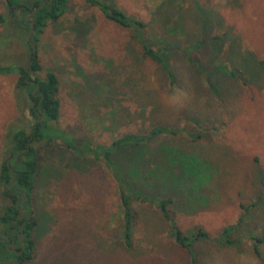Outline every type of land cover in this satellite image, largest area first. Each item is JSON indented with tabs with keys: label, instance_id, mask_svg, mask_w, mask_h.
<instances>
[{
	"label": "rangeland",
	"instance_id": "rangeland-1",
	"mask_svg": "<svg viewBox=\"0 0 264 264\" xmlns=\"http://www.w3.org/2000/svg\"><path fill=\"white\" fill-rule=\"evenodd\" d=\"M113 1L147 24L154 49L160 41L171 44L175 84L142 57L130 31L84 0H67L66 12L46 26L38 47L44 70L59 80V127L103 145L160 125L180 131L154 138L150 147H177L210 172L199 193L211 204L174 214L182 232L199 228L211 239L194 242L197 264H264V242L258 254L251 240L264 236V0ZM4 4L0 0V15ZM26 37L20 32L0 50V64H28ZM17 80L0 76V165L9 126L23 118L33 123L32 102L19 93ZM39 157L31 201L20 206L36 223L32 259L23 264H190L167 224L140 202L133 203L136 220L126 248L117 188L100 162L70 168L74 156L59 147ZM119 158L126 162L127 154ZM2 187L0 216L13 204ZM226 226H234L235 246L212 241ZM2 233L0 225L5 239Z\"/></svg>",
	"mask_w": 264,
	"mask_h": 264
},
{
	"label": "trees",
	"instance_id": "trees-1",
	"mask_svg": "<svg viewBox=\"0 0 264 264\" xmlns=\"http://www.w3.org/2000/svg\"><path fill=\"white\" fill-rule=\"evenodd\" d=\"M84 2L98 9L110 22L130 31L141 49L142 57L154 62L164 72L169 85L175 84V73L168 62V55L174 51L171 44L160 41L161 45L154 49L144 33L147 24L127 15L113 0ZM4 3L5 13L0 15L1 51L11 41L19 38L20 32L26 34L30 32L31 21L27 16L41 5V0H4ZM66 10L67 0H45V5L32 15L33 30L29 39L25 38L28 64L23 63V59L0 64V76L13 74L18 77L17 88L21 95L27 93L28 99L32 102L29 113L33 117V123L22 117L16 126H9L4 139L0 185L3 186V190H9L5 191L4 195L10 198L13 204L6 207L0 216L2 234L5 235V241L0 240V264H23L32 259L35 248L32 237L36 223L32 221L31 216V222L24 227L25 249L21 255L11 250V238L16 239V232L20 230L22 223L18 219V209L23 203L29 204L31 201L39 172V154L44 150L58 147L74 156L75 161L71 162L70 168L80 170L81 162H87L89 159L100 162L108 171L117 188L122 210L120 236L126 248L131 247L133 225L136 220L133 203L140 202L149 205L160 216L167 224L170 237L189 256V263L197 264L193 250L194 242L199 239H211L199 228L187 233L182 232L175 222L174 214L176 209L183 212L191 210L194 213L198 206L205 207L211 204V201L199 193V189L203 188L210 178V172L198 157L183 153L177 147L166 144L150 147V142L154 138L176 135L180 131L160 125L152 128L148 134L128 133L110 145H103L86 137L69 134L59 127V80L52 70H44L38 56V47L46 26L57 22ZM30 42L36 47L35 56ZM197 47L199 44L192 49ZM259 65L264 68V60ZM30 68L31 75L42 72L44 77L33 79L31 75L29 76ZM231 75L233 76L232 73ZM31 81L34 83H30ZM36 84L38 88L33 93ZM123 153L127 154L126 162L119 158ZM18 200L20 201L17 203ZM233 231L234 226H226L212 241L221 246H235L238 241L234 239ZM251 240L254 241L255 252L259 254V245L264 242V236L251 237Z\"/></svg>",
	"mask_w": 264,
	"mask_h": 264
},
{
	"label": "flooded vegetation",
	"instance_id": "flooded-vegetation-1",
	"mask_svg": "<svg viewBox=\"0 0 264 264\" xmlns=\"http://www.w3.org/2000/svg\"><path fill=\"white\" fill-rule=\"evenodd\" d=\"M26 216H30V215L22 213V211L20 209V212H18V219H19V221L22 222L21 226H20V230H18L16 232V239L11 238V243H10L11 247L10 248L14 253H16L18 255H21L25 249L24 227L26 224L29 223V219ZM21 228H22V230H21ZM19 249H20V252H18Z\"/></svg>",
	"mask_w": 264,
	"mask_h": 264
},
{
	"label": "water",
	"instance_id": "water-1",
	"mask_svg": "<svg viewBox=\"0 0 264 264\" xmlns=\"http://www.w3.org/2000/svg\"><path fill=\"white\" fill-rule=\"evenodd\" d=\"M50 2V1H49ZM45 5V0H41V5L39 6V7H37V8H34L33 9V11L30 13V14H28V16H27V18L31 21V23H30V27H31V30H30V32L27 34V40L29 39V37H30V34L32 33V30H33V23H34V19H33V17H32V15L33 14H35L37 11H38V9L39 8H41V7H43ZM30 46H31V48H32V53H33V56H35V54H36V47L34 46V44L32 43V42H30ZM31 75V68L29 69V76ZM30 83H34L33 81H31ZM37 88H38V85L36 84V86H35V88L33 89V93L37 90ZM40 121V116H38V122ZM16 155V153L14 154V156ZM7 165H9V161H7ZM22 197V196H21ZM20 200H18L17 201V203L19 202ZM17 203H16V205H17ZM18 212H20V209H18ZM28 219H29V222H31V220H30V216H26ZM21 230H22V228H21ZM0 240H2V241H5L4 239H0ZM7 245V244H6Z\"/></svg>",
	"mask_w": 264,
	"mask_h": 264
}]
</instances>
